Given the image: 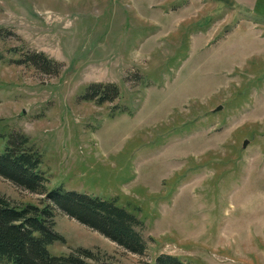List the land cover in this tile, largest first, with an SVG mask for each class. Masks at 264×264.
I'll return each instance as SVG.
<instances>
[{"label": "rangeland", "instance_id": "rangeland-1", "mask_svg": "<svg viewBox=\"0 0 264 264\" xmlns=\"http://www.w3.org/2000/svg\"><path fill=\"white\" fill-rule=\"evenodd\" d=\"M224 7L0 0V148L10 133L29 136L49 190L115 198L142 221L147 243L131 252L56 208L64 241L50 244L53 254L85 247L92 264H155L161 254L264 264V0ZM35 52L58 71L25 61ZM91 83L120 95L87 99ZM0 193L17 204L44 197L1 174Z\"/></svg>", "mask_w": 264, "mask_h": 264}, {"label": "trees", "instance_id": "trees-1", "mask_svg": "<svg viewBox=\"0 0 264 264\" xmlns=\"http://www.w3.org/2000/svg\"><path fill=\"white\" fill-rule=\"evenodd\" d=\"M25 61H30L44 72H52L53 66L58 71L60 67V63L41 52L27 54ZM119 95V87L114 84L91 83L84 97L103 103ZM5 138L7 140L0 148V174L44 197L40 204H17L0 193V264H92L90 259H95L96 255L89 248L79 247L60 255L50 251V244L64 241L63 235L55 229L56 208L98 230L127 250L145 253L147 243L137 229L142 221L135 213L119 205L115 198L105 199L63 187L49 190L48 178L40 169L42 154L33 147L29 136L13 132ZM155 264L190 263L177 255L161 254Z\"/></svg>", "mask_w": 264, "mask_h": 264}, {"label": "crops", "instance_id": "crops-1", "mask_svg": "<svg viewBox=\"0 0 264 264\" xmlns=\"http://www.w3.org/2000/svg\"><path fill=\"white\" fill-rule=\"evenodd\" d=\"M225 5L224 8H240L243 10H253L259 0H217Z\"/></svg>", "mask_w": 264, "mask_h": 264}, {"label": "water", "instance_id": "water-1", "mask_svg": "<svg viewBox=\"0 0 264 264\" xmlns=\"http://www.w3.org/2000/svg\"><path fill=\"white\" fill-rule=\"evenodd\" d=\"M220 108H221V107H220ZM23 113H24V111H23ZM246 142H248V141H245L244 145H246Z\"/></svg>", "mask_w": 264, "mask_h": 264}]
</instances>
